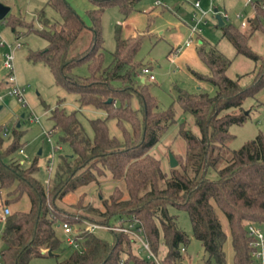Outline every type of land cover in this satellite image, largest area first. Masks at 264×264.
Segmentation results:
<instances>
[{
    "label": "trees",
    "instance_id": "16d2710c",
    "mask_svg": "<svg viewBox=\"0 0 264 264\" xmlns=\"http://www.w3.org/2000/svg\"><path fill=\"white\" fill-rule=\"evenodd\" d=\"M136 1L89 0V25L67 0H49L60 14V20H50L41 9L36 15L39 27L20 16L8 18L12 30L22 26L46 39L47 45L30 51L28 58L41 60L58 85L77 94L79 110L91 106L102 110L105 116L89 118L92 135L88 136L77 111L67 113L58 107L52 110L51 132L69 146L70 154L56 158L47 185L35 176L39 169L37 156L25 165L12 155L23 146L18 139L20 133L14 129L12 139L4 144L0 128L3 204L10 207L11 202L23 195L30 204L28 210L11 209L0 221L3 242L0 264H29L33 257L59 256L65 249L56 233L60 221L81 224L87 220L108 225L117 220L123 223L132 217L138 219L151 250L163 264H179L189 236L178 226L169 206L186 211L192 236L199 240L206 253L202 264L225 262L223 244L227 236L231 239L234 264H252L245 226L248 222L264 226V135L256 134L230 150L228 156L222 150L231 137L229 126L246 119L247 113L242 108L245 99L264 88V55L249 44L255 31L264 32V0L251 2L255 13L247 17L243 28L232 22H223L221 26L216 23L236 53L254 61L249 81L242 82L241 76L228 75L230 60L215 46H199L197 54L208 72L192 69L191 73L209 81L215 90L210 95L179 88L177 101L190 113L191 121H183L179 126L185 140L184 157L178 159L179 166H170L167 172L149 149L175 121L174 111L171 106L160 109L144 80H138L141 62L136 53L141 37L124 39L117 29L115 50L109 63L103 64L100 33L103 10L117 5L127 14ZM85 30H89V41L78 48ZM83 64L87 73L76 72ZM108 119L115 120L120 136L110 134ZM221 160L224 164L217 167L216 177H208V170L216 168ZM96 171L109 172L114 182L110 194L101 199L102 208L83 205L81 198L74 204L75 211L58 203L64 195L96 181ZM80 206L86 210L81 211ZM218 211L226 220L228 232L222 227ZM109 231L110 240L95 232L80 233L79 247L67 244L71 252L55 264H152V260L133 250L128 233Z\"/></svg>",
    "mask_w": 264,
    "mask_h": 264
},
{
    "label": "rangeland",
    "instance_id": "374dc122",
    "mask_svg": "<svg viewBox=\"0 0 264 264\" xmlns=\"http://www.w3.org/2000/svg\"><path fill=\"white\" fill-rule=\"evenodd\" d=\"M0 1L2 2V0ZM5 1L10 6V11L0 20V36L6 43L21 42V46L13 50V56L16 81L18 85L25 87L26 104L22 105L14 95L9 93L10 86L5 78L7 70L3 66V54L7 47L0 45V95L2 96L0 99V128H7L8 134L3 139L4 144L12 139L14 129L18 131L17 134L20 133L18 139L24 147L26 157L19 154L18 150L14 151L12 155L25 165H28L37 156L39 169L35 172V176L47 185L51 181V174L47 176L45 172L48 160L52 156L56 160L61 154H70L69 146L59 139L58 134H52L51 140H48L44 135V130H50L53 125L52 110L58 107L63 108L67 113L77 111L84 127L83 131L88 136L92 135L89 118L104 117L105 114L102 110L91 106L82 107L79 110L77 94L58 85L48 66L41 60L28 58L30 51L43 49L47 45L46 39L34 31H26L22 26H16V30H12L8 23V18L15 15L22 17L26 22L33 23V26L39 27L36 15L41 9L50 20H60V14L51 6L49 0ZM67 1L89 25L90 20L87 15V10L91 7L89 0ZM155 1L138 0L127 14L122 13L117 5L105 7L100 17V33L104 52L103 64L109 63L111 53L115 50L117 29H120V35L124 39L131 36L141 37L136 58L141 62V68L144 66L151 68L154 79L140 75V68L138 80H144L160 109L171 106L174 111L175 121L168 126L159 140L149 149L152 155L160 159L162 169L167 172L170 168L169 152H172L177 160L176 166H179L178 159L184 157L185 140L179 133V126L183 121L187 123L191 121L190 113L184 111L177 101L179 88L191 93L204 91L210 95L215 90L209 81L198 79L191 73L192 69L200 73L208 72L207 65L197 54L199 46L201 44L202 46L205 44L206 48L209 47L207 44L215 46L230 60L228 75L231 77L241 76L242 82L251 79L250 71L254 68L255 63L245 55L236 53L230 41L222 36L221 28L216 25L215 17L210 12L207 15L206 23L202 25L200 35L194 36L190 45H185L190 36L188 24L194 10L192 3L195 0ZM199 2L202 9H208L210 6V0H199ZM212 4L218 7L219 11L227 12L231 16V22L236 25L239 24V21L234 19L236 12H241L246 17H251L255 13L251 3L246 4L245 0H213ZM262 23L264 24V19ZM89 34V30L83 32L84 36L77 43L78 48L88 43ZM249 44L254 51L263 56L264 32L255 31ZM76 72L87 73L86 64L76 68ZM242 108L247 113L246 119L240 124L234 123L229 126L228 130L231 137L226 143L227 147L222 150L225 156L230 154V150L237 149L244 142L254 138L256 134L264 135V88L255 96L246 98ZM107 125L110 134L121 135L114 119H108ZM187 127L196 130L190 124H187ZM53 146H59V148L54 149ZM40 148L41 153L37 154V150ZM223 164L224 160L219 161L216 168L208 170L207 176L216 177L217 167H221ZM96 173V181H90L88 184L64 195L58 203L65 209L75 211L77 206L74 204L81 198L83 205L90 204L101 207V199L110 194L114 182L111 180L109 172L105 171L99 174L96 171ZM118 185L121 186V183ZM1 200L3 201V198H0ZM29 206L28 197L23 195L18 201L11 202L9 208L10 210H28ZM168 209L170 213L176 216L178 226L189 236V241L185 245L186 250L183 251L182 264H202L206 253L199 240L192 236L191 224L186 211L174 206H169ZM80 210L86 209L80 206ZM218 216L222 222V227L228 232L226 220L219 211ZM56 233L62 239V246L65 248L59 256L33 257L29 264H55L71 252L61 228H56ZM95 233L107 240L112 237L109 230L98 229ZM137 244L138 242L132 245L134 251L139 249ZM2 247L3 242L0 239V249ZM223 249L225 252L223 264H234L229 236L226 237Z\"/></svg>",
    "mask_w": 264,
    "mask_h": 264
},
{
    "label": "built area",
    "instance_id": "2783aa9c",
    "mask_svg": "<svg viewBox=\"0 0 264 264\" xmlns=\"http://www.w3.org/2000/svg\"><path fill=\"white\" fill-rule=\"evenodd\" d=\"M213 0H210V6L208 9H202L200 8V2L199 0L193 1V7L194 11L191 14L190 22L188 24L190 36L188 40L185 42V45H190L192 43L193 37H198L202 31V25L206 23L207 21V15L208 13L215 14L213 10ZM253 0H245V3H251ZM155 2H158L156 0ZM220 13V16L223 20V22H231V16L224 11H217ZM234 19L239 21L240 27H245L247 24V17L243 15L241 12H236L234 14ZM1 20V19H0ZM0 45L6 46L7 50L3 54V66L7 70L6 74V82L9 84V93L14 95L16 99L22 104H26L24 91L25 87L20 86L17 84L16 76H15V68H14V56H13V50L15 48H18L21 46L20 41H16L14 43H6L0 36ZM140 75H146L149 79H154V75L151 72V68L148 66H144L140 70ZM2 96L0 95V99ZM37 119V118H36ZM1 134L3 137H6L8 132L7 128L3 127L1 130ZM44 135L47 137V139L50 140L52 132L50 130H44ZM56 148H59V146H56ZM18 153L25 156L24 149L20 147L18 149ZM55 165L54 157L52 156L48 160V164L46 165L45 170L48 172V174H51ZM2 210V217L1 220L5 215H7L10 212V209L7 205L2 204L1 205ZM0 220V221H1ZM59 228H61L62 232L65 235V241L66 243L71 246L72 248H78V241L77 236L82 232H95L98 229L103 230H116L128 233L131 237L133 243L135 244L138 242L137 245H139V249L136 251L137 253H141L142 256H144L148 260H152V264H163L161 261V258L158 257L150 248L149 242L144 236V232L142 229V226L140 225L137 218L132 217L121 223L119 220L115 221L113 224H101L97 222L87 221L83 220L81 224H72L67 220L60 221L58 223ZM246 228V234L248 237V246L250 249V256L252 259V264H264V226L248 222L245 226ZM2 229V223L0 225V232ZM182 250L184 248L182 247ZM122 264V262H120ZM179 264H182L180 262Z\"/></svg>",
    "mask_w": 264,
    "mask_h": 264
},
{
    "label": "water",
    "instance_id": "95a60500",
    "mask_svg": "<svg viewBox=\"0 0 264 264\" xmlns=\"http://www.w3.org/2000/svg\"><path fill=\"white\" fill-rule=\"evenodd\" d=\"M8 10H9V6L0 2V19L4 18L6 16ZM213 10L215 12L214 16L217 20V24L219 26L223 25V20L220 16V13L217 12V8L215 7ZM38 152H40V150ZM176 164H177V160L174 158L172 152H169V166L174 167V166H176Z\"/></svg>",
    "mask_w": 264,
    "mask_h": 264
},
{
    "label": "crops",
    "instance_id": "0c3cea01",
    "mask_svg": "<svg viewBox=\"0 0 264 264\" xmlns=\"http://www.w3.org/2000/svg\"><path fill=\"white\" fill-rule=\"evenodd\" d=\"M0 2H1V1H0ZM3 2L6 3V5L8 4L7 1H5V0H2V3H3ZM8 6H9V5H8ZM213 7L215 8L214 5H213ZM214 8H213V9H214ZM216 8H217V11H218V7H216ZM193 9H194V8H193ZM9 11H10V6H9V10H8V12H9ZM193 11H194V10H193ZM193 11H192V12H193ZM8 12H7V13H8ZM214 17H215V16H214ZM215 20H216V18H215ZM216 23H217V20H216ZM49 129H50V128H49ZM48 140H49V139H48ZM50 140H51V138H50ZM53 147H54V149L56 148V146H53ZM22 148L24 149L23 146H22ZM39 150H40V152H38ZM40 153H41V148L37 150V154H40ZM47 164H48V162H47ZM45 172L47 173V176H48V175H49L48 172H47L46 170H45ZM3 195H4V192L0 190V198H3ZM3 201H4V199H3ZM3 201H2V200L0 201V220H1V217H2L1 205L3 204Z\"/></svg>",
    "mask_w": 264,
    "mask_h": 264
}]
</instances>
